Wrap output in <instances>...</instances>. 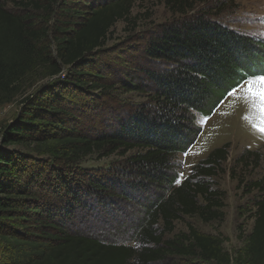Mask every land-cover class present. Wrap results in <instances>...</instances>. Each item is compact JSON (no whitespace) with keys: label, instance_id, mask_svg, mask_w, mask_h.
I'll list each match as a JSON object with an SVG mask.
<instances>
[{"label":"trees","instance_id":"trees-1","mask_svg":"<svg viewBox=\"0 0 264 264\" xmlns=\"http://www.w3.org/2000/svg\"><path fill=\"white\" fill-rule=\"evenodd\" d=\"M4 1L0 0V107L13 101L23 80L38 68L46 70L48 78L69 70L63 81L57 80V91L37 94L5 128L1 145L32 146L39 156L66 159L70 165H58L64 173L93 153H118L128 168L119 196H141L149 187L155 193L140 204L144 209L130 242H111L76 229L89 222L96 200L105 205L113 198V190L98 175L77 173L70 179L51 165L49 173H42L32 160L28 165L13 151H0V264H180L177 258L230 264L222 241L192 226L187 234L165 238L183 216H198L203 222L222 218L218 210L224 194L213 190L209 179L227 161L229 144L211 150L179 184L172 157L195 144L200 134L195 113L210 117L229 91L264 74V42L211 20L208 13L187 16L198 0H162L173 15L183 18L162 25L133 49L143 63H131L127 81L121 83L124 91L144 94L148 102L124 119L117 117L108 131L84 133V122L76 117L82 108L68 104L76 92L87 95L115 87L102 83L108 73L104 66H90V61L103 51L115 24L130 20L140 0L15 2L24 11L67 7L61 10L66 22L56 21L52 27L37 26L35 17L8 11ZM261 157L244 150L234 165L254 172ZM239 187L257 195L251 233L234 264H264V177L240 179ZM78 211L84 212L77 216ZM171 257L175 260L169 261Z\"/></svg>","mask_w":264,"mask_h":264},{"label":"rangeland","instance_id":"rangeland-1","mask_svg":"<svg viewBox=\"0 0 264 264\" xmlns=\"http://www.w3.org/2000/svg\"><path fill=\"white\" fill-rule=\"evenodd\" d=\"M18 1L5 0L4 6L12 13L35 17L33 20L37 26L49 24L52 27L57 25L56 21L66 22L67 20L64 18L65 13L61 11L66 10L67 7H46L39 11L33 9L24 11L15 5ZM34 1L47 3L46 0ZM88 1L96 3L104 0ZM62 2L63 0H59V3ZM200 12L208 13L211 20L231 30L264 42V0H198L195 9L189 11L187 16ZM182 18L180 14L173 15L162 0H140L134 4L130 20L115 24L110 30L103 51L95 54L90 61V66L95 65L100 68L104 66L103 69L108 73L102 83H113L115 87L110 90L90 91L87 95L76 92L72 95L74 98H71V103L68 102L70 103L68 105L77 103L82 108L83 113L77 114L76 117L84 122L82 127L84 133L96 132V130L108 131L116 122L117 117L124 119L139 106L148 102L144 94L126 92L121 88V83L127 81L126 76L131 63H143L141 57H138L133 49L162 25ZM45 43L48 44V40ZM54 51L55 47L51 44L49 52L53 59L55 58ZM68 70V68H63L60 75L48 78L45 75L46 70L38 68L23 80L19 93L13 101L0 107V151H13L28 165H31L33 161L32 165H36L35 170L42 173H49L48 167L51 165L57 171H63L58 175L61 174L70 179L77 173L98 175V180H104L109 191L113 190V198L108 199L109 202L105 205L96 200L97 209L94 212L89 211V222L76 229L101 236L111 242H130L133 238V229L143 212V204L149 199V194L155 193V190L149 187L147 190H141L144 193L141 196H138V193H136L137 196L132 194L125 199L119 196L123 188L119 186L120 183L127 184L123 177L128 170L123 165L125 157L118 153L101 157L100 153L96 152L74 162L72 167H68V173H64V169H60L58 165H70L71 162H66V159L53 160L48 156H39L32 146L4 147L1 145L5 128L17 121V118L26 111V107L35 101L37 94L40 95L42 91L52 93L57 91V84L61 83L57 80L63 81ZM260 71L264 72L263 66ZM246 81L232 90L235 95H227L210 117L203 118L197 113L194 114L195 127L200 130L195 144L186 153H178L172 157L174 166L178 167L177 183L179 184L190 174L191 168L203 160L211 150L223 144H229L227 161L222 164L218 173L209 179L212 189L224 194L221 198L223 207L218 210L222 213V218L203 222L198 216H183L175 221L173 232L165 236L166 239H172L180 234H187L188 226H192L201 234L220 239L223 251L230 257V264H234L235 257L246 246L254 221L252 218L255 212L253 202L257 195L256 192H245L242 187H239V180L252 181L264 177V133L254 127L260 123L259 114L252 100L246 98L244 91L241 90V86L247 87ZM60 91L62 92L61 89ZM60 91L57 93L60 94ZM244 150L257 151L262 155L260 166L254 172L234 165V160ZM151 199L153 198L150 197L149 200ZM142 202L143 204L140 205ZM83 212L78 211L75 214L78 216ZM84 215L87 213L85 212ZM2 252L3 244L0 241V262ZM170 260L175 259L171 257ZM176 261L180 264H200L196 258H177Z\"/></svg>","mask_w":264,"mask_h":264},{"label":"snow or ice","instance_id":"snow-or-ice-1","mask_svg":"<svg viewBox=\"0 0 264 264\" xmlns=\"http://www.w3.org/2000/svg\"><path fill=\"white\" fill-rule=\"evenodd\" d=\"M247 87L241 86L246 98H250L259 114L260 123L254 125L260 132L264 133V74L256 76L255 79L246 81ZM228 95H235L234 91H229Z\"/></svg>","mask_w":264,"mask_h":264}]
</instances>
